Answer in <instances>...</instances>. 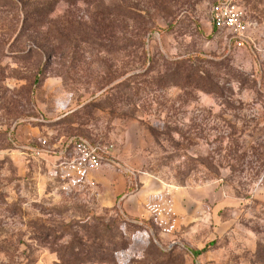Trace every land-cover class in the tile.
<instances>
[{
	"label": "rangeland",
	"instance_id": "1",
	"mask_svg": "<svg viewBox=\"0 0 264 264\" xmlns=\"http://www.w3.org/2000/svg\"><path fill=\"white\" fill-rule=\"evenodd\" d=\"M213 3L0 0V264H264V0Z\"/></svg>",
	"mask_w": 264,
	"mask_h": 264
},
{
	"label": "built area",
	"instance_id": "2",
	"mask_svg": "<svg viewBox=\"0 0 264 264\" xmlns=\"http://www.w3.org/2000/svg\"><path fill=\"white\" fill-rule=\"evenodd\" d=\"M209 18L213 27L226 31L231 40L237 43L247 40L248 23L243 0H214ZM113 152L112 145H92L82 139L68 138L61 143L58 156L69 167L92 171L100 168Z\"/></svg>",
	"mask_w": 264,
	"mask_h": 264
},
{
	"label": "trees",
	"instance_id": "3",
	"mask_svg": "<svg viewBox=\"0 0 264 264\" xmlns=\"http://www.w3.org/2000/svg\"><path fill=\"white\" fill-rule=\"evenodd\" d=\"M72 138H77V139L85 140V139H83V138H78V137H72ZM85 141H87V140H85ZM87 142H89V141H87ZM89 143L92 144L91 142H89ZM92 145H94V144H92ZM205 250H206V247H204V248L201 249V250L192 251L191 254H192L194 257H198V256H200L202 253H204Z\"/></svg>",
	"mask_w": 264,
	"mask_h": 264
},
{
	"label": "crops",
	"instance_id": "4",
	"mask_svg": "<svg viewBox=\"0 0 264 264\" xmlns=\"http://www.w3.org/2000/svg\"><path fill=\"white\" fill-rule=\"evenodd\" d=\"M113 154V153H112ZM112 157V156H111ZM107 161V159L105 160V162ZM105 162L103 164H105Z\"/></svg>",
	"mask_w": 264,
	"mask_h": 264
}]
</instances>
